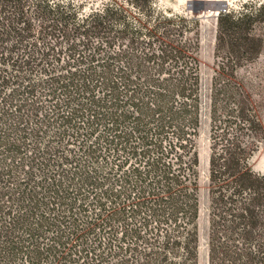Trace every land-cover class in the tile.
Listing matches in <instances>:
<instances>
[{
	"label": "trees",
	"instance_id": "16d2710c",
	"mask_svg": "<svg viewBox=\"0 0 264 264\" xmlns=\"http://www.w3.org/2000/svg\"><path fill=\"white\" fill-rule=\"evenodd\" d=\"M127 1L142 22L0 0V264H197L199 24ZM255 18L218 13L225 53ZM209 92L206 264H264V130L236 80Z\"/></svg>",
	"mask_w": 264,
	"mask_h": 264
},
{
	"label": "rangeland",
	"instance_id": "374dc122",
	"mask_svg": "<svg viewBox=\"0 0 264 264\" xmlns=\"http://www.w3.org/2000/svg\"><path fill=\"white\" fill-rule=\"evenodd\" d=\"M68 1L75 5L76 14L82 16L89 11L100 8L104 3L113 1L120 5L128 16V21L142 22L144 13L127 0H51ZM189 0H151L154 11H160L165 15H183L196 18L199 24L198 49L196 58L198 62V74L200 79V126L197 137L198 150V258L197 264H206L207 233H208V184H207V160L209 154V90L213 77H221L225 80L234 79L249 96L254 106L255 114L264 130V20L255 18L249 26L246 44L238 51L225 53L227 42L218 40L217 16L203 15L193 11L197 5ZM193 1V0H190ZM208 1V0H205ZM221 1V0H220ZM225 3L222 13H236L240 11L253 12L264 0H222ZM218 12V13H219ZM238 41V40H237ZM234 40L233 42H237ZM235 44V43H234ZM220 64L222 71L217 65ZM222 64V65H221ZM230 64V66L228 65ZM231 73V74H230ZM242 140H249L242 136ZM256 149L248 158V166L253 172L264 175V137L256 141ZM200 153V155H199Z\"/></svg>",
	"mask_w": 264,
	"mask_h": 264
},
{
	"label": "water",
	"instance_id": "95a60500",
	"mask_svg": "<svg viewBox=\"0 0 264 264\" xmlns=\"http://www.w3.org/2000/svg\"><path fill=\"white\" fill-rule=\"evenodd\" d=\"M191 3H196L197 6L195 8H193V11L196 13H199L201 15H203L204 13H206L207 15H210L212 12H214V16H216L218 14L219 11L224 9V4H220V6H216L214 8H209V7H205L202 6V3L200 0H193L186 3V6L189 7L191 5ZM200 155V153H199Z\"/></svg>",
	"mask_w": 264,
	"mask_h": 264
},
{
	"label": "bare ground",
	"instance_id": "6f19581e",
	"mask_svg": "<svg viewBox=\"0 0 264 264\" xmlns=\"http://www.w3.org/2000/svg\"><path fill=\"white\" fill-rule=\"evenodd\" d=\"M200 1L202 3V6L209 7V8H214L216 6H220L221 3L224 4V6H225V3L222 0L221 1L220 0H208V1L200 0ZM210 15H214V12H212Z\"/></svg>",
	"mask_w": 264,
	"mask_h": 264
}]
</instances>
